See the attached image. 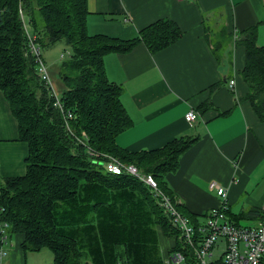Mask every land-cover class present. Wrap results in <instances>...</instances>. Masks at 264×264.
<instances>
[{"label": "trees", "instance_id": "16d2710c", "mask_svg": "<svg viewBox=\"0 0 264 264\" xmlns=\"http://www.w3.org/2000/svg\"><path fill=\"white\" fill-rule=\"evenodd\" d=\"M19 10L40 48L56 42L71 48V55L55 65L54 76L63 111L73 115L68 123L74 136L36 77L34 58L24 55L28 39ZM88 15L87 0H0V90L17 121L19 140L28 145L25 175L0 179V226L7 227L9 239L23 237L24 253L48 248L52 264H163L165 256L182 250L171 218L143 182L128 174L106 173L100 165L104 158H90L74 137L84 132L93 151L151 175L196 226L194 215H186L174 201L166 176L178 170L180 157L198 138L176 137L154 150L120 148L116 138L132 122L120 101L122 88L108 81L103 61L107 54L128 53L140 43L152 54L159 52L182 32L174 22L160 19L129 40L90 35ZM256 41V27L240 34L238 44L245 50L240 78L247 87L243 100L263 123L264 46ZM211 108L205 101L196 111L202 115ZM161 240L168 242L163 251Z\"/></svg>", "mask_w": 264, "mask_h": 264}, {"label": "crops", "instance_id": "0c3cea01", "mask_svg": "<svg viewBox=\"0 0 264 264\" xmlns=\"http://www.w3.org/2000/svg\"><path fill=\"white\" fill-rule=\"evenodd\" d=\"M87 3L90 35L129 40L160 19L174 22L182 32L175 43L153 54L140 43L128 53L104 56L106 78L122 88L120 101L132 122L116 144L138 152L160 148L176 137H197L180 157L178 170L166 176L174 201L201 222L219 205L216 191L209 189L216 183L226 191L232 222L259 220L264 207V122L243 100L245 50L238 40L243 31L256 27V43L264 46V0ZM213 85L217 87L210 91ZM205 101L212 108L201 115L196 108ZM190 110L197 113L193 123L185 121ZM27 155L28 145L19 140L17 121L0 90V179L24 176ZM14 237L1 264L28 262L23 237Z\"/></svg>", "mask_w": 264, "mask_h": 264}, {"label": "built area", "instance_id": "2783aa9c", "mask_svg": "<svg viewBox=\"0 0 264 264\" xmlns=\"http://www.w3.org/2000/svg\"><path fill=\"white\" fill-rule=\"evenodd\" d=\"M19 16L28 39L24 55L34 58L36 77L43 85L48 97L52 98L53 106L64 114L66 131L74 136L68 123L73 119V115L63 111L60 96L41 56L40 46L35 42V38L27 33L24 26V14L21 10H19ZM60 58L64 60L63 55ZM234 84V80L228 82L230 90L234 89ZM196 119L197 113L194 110H190L185 115V121L188 123H193ZM74 139L84 148L90 158H104L100 165L106 173L128 174L143 182L153 198L168 213L173 227L179 233L178 238L182 244V250L165 256L163 264H264V207L259 220L249 226L238 225L227 216L228 202L225 189L216 183H210L209 189L216 191L219 205L207 211L203 220L193 226L176 209L175 204L160 191L151 175L142 174L134 165L123 163L113 156L93 151L87 143L88 138L84 132H82V137H74ZM6 229L5 225L0 226V264L8 254L7 247L10 241ZM215 252L219 255L213 259ZM117 264L123 263L118 262Z\"/></svg>", "mask_w": 264, "mask_h": 264}, {"label": "rangeland", "instance_id": "374dc122", "mask_svg": "<svg viewBox=\"0 0 264 264\" xmlns=\"http://www.w3.org/2000/svg\"><path fill=\"white\" fill-rule=\"evenodd\" d=\"M24 26H25L27 33L29 35H32L31 28L29 25V21H28L27 17H25V16H24ZM71 52H72L71 48L66 46L63 42H56L52 45H42L40 48V53H41V56L43 58L44 63L46 64V66L48 68H51L52 70L55 69V65H59V62L62 61L60 58L61 55H63L64 59H67L69 57V55H71ZM56 71L57 70H54L53 72H50V73H51V77L53 79V82L55 84L56 89H59L60 83L57 81V79H55V76H54V75H56ZM155 202H156L157 206L163 211V214H165L168 218H170L169 215L166 213V211L158 204V202L156 200H155ZM238 224L241 226H249V225L253 224V222H249V221H245V220L241 219L238 221ZM171 227L174 228L172 223H171ZM178 236H179V233L177 231V238H178ZM12 239L14 241L16 240V238L14 236ZM178 241H179V238H178ZM167 244H168V242L165 243L161 240V242H160L161 251L165 250V247L167 246ZM110 250H112V249H107L108 252ZM121 250L122 249H113V251H118L120 253H121ZM218 255H219V253L215 252L213 259H215ZM27 257H28L27 264H52L53 263L52 253L46 247L41 248V250L38 252H28ZM88 264H96V263H94L93 261H88Z\"/></svg>", "mask_w": 264, "mask_h": 264}]
</instances>
